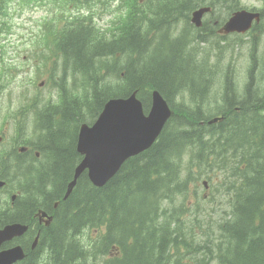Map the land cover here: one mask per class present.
<instances>
[{
  "label": "trees",
  "instance_id": "trees-1",
  "mask_svg": "<svg viewBox=\"0 0 264 264\" xmlns=\"http://www.w3.org/2000/svg\"><path fill=\"white\" fill-rule=\"evenodd\" d=\"M60 1L67 11L55 40L70 79H61L57 103L37 111L38 157L17 182L24 196L15 210H4L3 224H29L38 210L53 221L41 230L34 252L30 242L23 246L19 264H264V94L257 98L253 83L254 43L244 92L232 98V71L221 74L219 56L210 62L209 55L189 49V38L174 35L176 21L169 20L189 18L205 0H118L122 11L106 28L82 10L102 0L54 4ZM210 79L223 84L217 101L225 107L223 119L207 125L210 117L201 108ZM153 90L174 110L157 141L103 188L92 187L83 173L63 201L81 160L75 152L79 125L94 122L107 100L133 92L147 111ZM184 92L194 110L174 105ZM202 179L212 200L227 206L216 220L192 206ZM94 226L103 233L82 240Z\"/></svg>",
  "mask_w": 264,
  "mask_h": 264
},
{
  "label": "water",
  "instance_id": "water-1",
  "mask_svg": "<svg viewBox=\"0 0 264 264\" xmlns=\"http://www.w3.org/2000/svg\"><path fill=\"white\" fill-rule=\"evenodd\" d=\"M201 13L199 11L193 15L194 22H198ZM251 16L244 12L237 13L226 24L225 33H244L249 28ZM171 114L166 101L157 91L151 93L147 114H144L135 93L127 98L108 101L93 125H81L79 129L76 150L83 159L75 168L73 180L68 184L63 199L68 197L77 178L85 170L90 182L96 187H102L128 158L152 145ZM26 230L25 225H8L0 231V243L20 236ZM23 258L24 253L19 246L0 252V264H13Z\"/></svg>",
  "mask_w": 264,
  "mask_h": 264
},
{
  "label": "flooded vegetation",
  "instance_id": "flooded-vegetation-1",
  "mask_svg": "<svg viewBox=\"0 0 264 264\" xmlns=\"http://www.w3.org/2000/svg\"><path fill=\"white\" fill-rule=\"evenodd\" d=\"M15 1L0 0V178L4 174L6 159L10 163L14 156L28 158L27 153L35 157L34 151L30 149L34 147V144L31 146L28 144L27 148L21 147L18 151L16 150L19 142L17 134L20 133L24 124L21 119L26 118L28 124L32 125L36 106L35 95L16 91V85L20 83L21 75L24 79L30 72H33L35 76L37 74L43 76L45 81H50L53 77V67L58 62L57 57L53 55L55 46L53 45L51 29L25 31L22 35L20 30L16 28L19 25L16 21L19 19L18 15L13 12L18 8ZM205 1L209 4L205 7L209 8L210 11L201 18V24L198 27L200 34L205 37H224L222 28L227 20L239 11V3L236 0ZM220 10L226 13L222 15ZM250 11L256 12V9H250ZM48 20L46 19V21ZM46 25L49 27L50 24L47 23ZM15 37H18L21 42L19 46L13 45L14 42L11 41V38ZM28 42L31 44L30 52L21 57V46ZM8 133H15V137L11 141L12 145L1 150ZM12 194L13 192L10 193V195ZM3 202V190L0 189V203ZM3 223L4 219H0V226ZM33 223L36 224L34 221ZM37 224L43 225L39 222ZM32 236L16 241H30Z\"/></svg>",
  "mask_w": 264,
  "mask_h": 264
},
{
  "label": "rangeland",
  "instance_id": "rangeland-1",
  "mask_svg": "<svg viewBox=\"0 0 264 264\" xmlns=\"http://www.w3.org/2000/svg\"><path fill=\"white\" fill-rule=\"evenodd\" d=\"M239 5L241 7H246L248 9H264V0H238ZM52 3V11L48 9L46 11L43 7H20L18 1H15V4H18V9L16 11H13L18 15V19L16 22L19 23V25L16 27L20 30V32L23 33L25 31H35L39 30L41 25L46 19H52V31L53 32H59L60 28V16L61 12L65 11L67 9L66 1H60L57 4H54V0H51ZM62 5L63 8H61ZM121 6L119 5L118 0H102L101 2H95L92 6H90L89 9H86L85 11H89V13L92 15L93 22L99 27V28H106L114 18H116V13L118 12V9ZM220 13L224 15L226 12L223 10H220ZM67 16V13H65V17ZM264 22V19H263ZM61 30V29H60ZM262 39L264 42V33L262 34ZM234 42L233 45V51H229L228 48L225 46H221V55L225 54L227 57L229 55H238L239 58L237 62L234 63V66L237 69L238 79H239V85H238V91L241 93L243 85L245 83L244 81V73L247 69L248 62L247 61V51L249 47V37H243L240 40L231 39ZM11 41L14 42L13 45L19 46L20 41L18 37L11 38ZM31 44L28 42L26 45L21 46V57L24 55H27L30 52ZM213 50V49H212ZM59 51V50H57ZM261 51V49L259 50ZM215 52V51H214ZM212 60L215 61L216 58L214 54H212ZM227 63V58L222 62L221 67L223 68ZM264 66V52H261L260 57V68ZM54 78L51 84L49 85L48 81H45L43 78H35V75L33 72H30L27 74L24 79L21 80L20 83L16 85V91H20V93H27L30 95H35L36 97V107L42 106L45 102L48 101V99L51 100V103H57L59 99V90L58 86L62 81L67 84L69 80V72L67 70L62 69L60 71L59 68H55L53 70ZM195 77V75H194ZM212 80V84L210 85V88L208 89L207 93V102L205 105L201 108L202 116L206 117L209 116L210 118L207 121H212L214 119H220L222 115H220V110L225 107V104L223 101L218 100V97L223 94L224 87L221 82ZM43 82L42 86H39V83ZM194 84L196 89L201 88V82L196 80L194 78ZM237 90L235 88L232 89L230 92V97L235 98L239 95ZM264 94L263 89L259 86L258 78L256 76V97L260 98ZM112 99H123V98H111L105 102V104L112 100ZM191 96H188L186 92H184L183 98L176 97L173 100L174 105H177V103H183L185 105V109H195L194 104L190 101ZM257 100V99H256ZM104 104V105H105ZM103 105V107H104ZM103 109V108H102ZM102 111V110H101ZM21 121L24 122L23 128L20 130V133L17 134V137L19 138L18 145L16 146V150L18 151L21 147L27 148L28 144L30 142L35 141L37 136V130H36V124L29 125L27 119H21ZM15 133H8L6 134V142L1 146V150L6 146H11L12 139H14ZM15 193V192H14ZM197 194L199 196L198 200H195L194 205L196 207H199L201 210L202 215L204 216H211L212 219L216 220L219 218L220 211H225L227 209L226 204L224 203H218L216 201L212 200V192H210V188L207 187L206 189L198 188ZM204 197V198H203Z\"/></svg>",
  "mask_w": 264,
  "mask_h": 264
}]
</instances>
